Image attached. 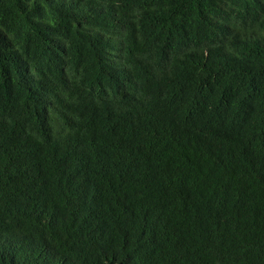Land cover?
<instances>
[{"label":"trees","instance_id":"obj_1","mask_svg":"<svg viewBox=\"0 0 264 264\" xmlns=\"http://www.w3.org/2000/svg\"><path fill=\"white\" fill-rule=\"evenodd\" d=\"M0 264H264V0H0Z\"/></svg>","mask_w":264,"mask_h":264}]
</instances>
